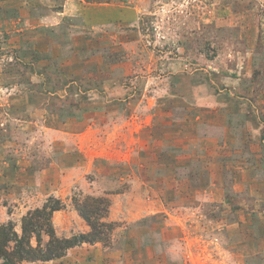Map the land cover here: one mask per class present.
<instances>
[{"label":"rangeland","instance_id":"rangeland-1","mask_svg":"<svg viewBox=\"0 0 264 264\" xmlns=\"http://www.w3.org/2000/svg\"><path fill=\"white\" fill-rule=\"evenodd\" d=\"M51 196L113 232L22 264H264V0H0V226Z\"/></svg>","mask_w":264,"mask_h":264},{"label":"trees","instance_id":"trees-1","mask_svg":"<svg viewBox=\"0 0 264 264\" xmlns=\"http://www.w3.org/2000/svg\"><path fill=\"white\" fill-rule=\"evenodd\" d=\"M73 207L89 227V232L60 238L56 235L52 217L66 204L62 199L48 197L40 208L28 211L20 221V231L11 222L0 226V264L49 262L64 257L68 250L83 244H105L114 224L105 222L110 203L105 198L90 196L71 198ZM43 237L47 240L43 241Z\"/></svg>","mask_w":264,"mask_h":264},{"label":"crops","instance_id":"crops-1","mask_svg":"<svg viewBox=\"0 0 264 264\" xmlns=\"http://www.w3.org/2000/svg\"><path fill=\"white\" fill-rule=\"evenodd\" d=\"M161 106L167 109L179 108L183 106V99H180L177 96H171V97H168L167 99H163L162 101H159L158 107H161ZM87 231H88V227L86 226L84 232H87ZM78 248L81 249L82 246H79V247L77 246L75 248L70 249L67 255H70V252L75 253L76 249Z\"/></svg>","mask_w":264,"mask_h":264}]
</instances>
